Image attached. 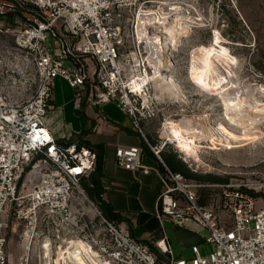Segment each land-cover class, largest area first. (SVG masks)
Instances as JSON below:
<instances>
[{"label": "rangeland", "instance_id": "rangeland-1", "mask_svg": "<svg viewBox=\"0 0 264 264\" xmlns=\"http://www.w3.org/2000/svg\"><path fill=\"white\" fill-rule=\"evenodd\" d=\"M155 16L163 18V24L149 23ZM24 18L32 19L28 15ZM163 34L166 37L161 43L157 36ZM3 38L4 49L12 50L15 39ZM167 42L171 49L163 51L161 44ZM196 50L220 56L222 64L217 69L222 73L217 76L221 75L220 83L228 90L223 92L219 82L198 86L191 80L192 61L200 58ZM120 63L121 68L110 71L103 80L106 87L101 84L99 94L126 93L130 99L127 107L137 111L139 129L148 146L174 156L185 172L219 179L204 182L183 175L210 185L199 190L201 203L221 214L223 220L228 219L218 205L222 193L218 185L246 189L264 202V119L253 126L247 122L232 126L224 118L223 106L226 94L249 101L261 98L257 91L264 85V0H144L134 14ZM94 68L93 64L89 67L91 76ZM157 70L164 78H174L179 89L176 98L163 95L158 86L163 77H156ZM136 79L143 82L141 89L133 87ZM185 118L194 128H202V133L184 134L194 141L198 160L187 157L175 141L163 136L168 123ZM80 119L84 120L82 112ZM41 169L35 163L25 168L19 178L17 200L4 208L6 264H69L75 253L85 255L90 264V254L98 264H127L122 257L116 258L117 244L106 229L100 208L82 185L84 193L74 189L72 202L63 214L51 204L37 210L32 207L26 195L39 182ZM88 251L90 254L84 253Z\"/></svg>", "mask_w": 264, "mask_h": 264}, {"label": "built area", "instance_id": "built-area-1", "mask_svg": "<svg viewBox=\"0 0 264 264\" xmlns=\"http://www.w3.org/2000/svg\"><path fill=\"white\" fill-rule=\"evenodd\" d=\"M143 2L0 0V18L5 20L0 34L15 39L12 50L0 51V264L7 263L3 211L8 202L17 200L25 168L33 163L42 167L39 182L26 195L32 207L37 210L51 204L63 214L72 202L73 190L84 193L81 181L96 167V152L79 138L59 143L46 126L55 79L66 80L76 91L89 87L95 105L116 102L144 137L137 111L127 107L130 99L126 93L99 94L100 85L106 87L103 80L108 73L121 68L120 51L125 38L131 36L134 14ZM26 15L32 17L28 22L22 20ZM88 60L95 66L92 76ZM150 148L159 157L161 149ZM115 155L117 165L125 170L159 173L143 163L140 147H119ZM77 168L80 173H75ZM161 180L157 218L162 228L165 220L176 226L196 221L209 232L206 243L211 246L205 256L195 246L192 259L180 261L171 256L163 264H264V202L246 189L218 185L222 188L218 205L228 216L223 220L221 214L200 204L199 190L210 188L207 183L188 180L168 168ZM100 215L117 244L116 258L122 257L127 264H161L149 247L136 243ZM158 247L171 255L166 235Z\"/></svg>", "mask_w": 264, "mask_h": 264}, {"label": "crops", "instance_id": "crops-1", "mask_svg": "<svg viewBox=\"0 0 264 264\" xmlns=\"http://www.w3.org/2000/svg\"><path fill=\"white\" fill-rule=\"evenodd\" d=\"M0 18V26L4 25ZM25 22H28L24 18ZM0 34V50L7 47ZM9 36V35H7ZM93 64L88 60L89 67ZM94 65V64H93ZM69 83L57 78L54 80V98L46 117V126L59 143L83 140L94 146H103L105 151L102 199L111 212L118 226L133 241L153 249L160 261L190 260L193 258L192 247L198 246L205 256L210 251L206 243L209 232L196 221L185 226H176L165 220L163 228L157 218V200L163 190L161 173L166 168L182 169L179 161L167 153L153 161L156 165L146 164L159 171L149 174L133 172L119 167L116 163V149L119 147L143 148L145 138L134 126L130 115L116 102L95 105L89 98V87L74 90ZM80 112L84 120L80 119ZM145 160L149 161L145 158ZM152 162V160L150 161ZM171 255L158 247L164 236Z\"/></svg>", "mask_w": 264, "mask_h": 264}, {"label": "bare ground", "instance_id": "bare-ground-1", "mask_svg": "<svg viewBox=\"0 0 264 264\" xmlns=\"http://www.w3.org/2000/svg\"><path fill=\"white\" fill-rule=\"evenodd\" d=\"M175 10L176 9H174V11ZM141 12H142V10H141ZM158 19L159 18L155 16L154 19L150 20L149 23L163 24V22H161L163 20V18H160V20H158ZM176 33H177V31H176ZM169 36L167 34V38H166L167 41L169 39ZM158 37L160 38V39H158L159 42L162 43V38L166 37V34H163L161 36H157V38ZM173 39H175V38H173ZM170 45H171L170 42H167L166 45L161 44V46L164 49L163 51H165V49L167 47H169L168 49H171ZM196 52L200 55V58H199V61H196L195 59L192 61V65H191L190 71H189V75H190L191 80L195 84H197L198 86H204V85H208V84L213 85V84L218 83V82L220 83V81H221L220 76L221 75L217 76L218 73H220V74L222 73L221 69H217V68H221L220 64H222L220 56H218L217 54L212 53L210 51L204 52V51L196 50L195 54H196ZM137 59H138V57H137ZM132 60H134V59H132ZM155 74H156V77H160V76L163 77V80L158 83V86H159L160 90L162 91L163 95L176 98V96L179 92V89H178V85H177L176 81L174 80V78L173 77L168 78L167 76H165L167 78H164V75L161 72H159L158 70L156 71ZM142 83H141V80L136 79V80H133L132 85H133V87H136V89H141ZM225 87H228V86H226V85L224 86L223 83H220L219 88L223 92L228 90ZM257 93L261 96V98L253 97V101H254L253 104L254 105H251L252 104L251 102H253V101L246 100L245 98H243L244 100L239 99L240 96L238 99L236 97H233V98L229 97L228 98L229 94H226L227 98L223 97V100H224V102H223L224 118L226 119V121H228L232 126L234 125L236 127H240V126H244V125H238V123H240V122H247L248 124L250 123V125L253 126V125H257L259 121L263 120L264 119V85L262 87H260V89L257 91ZM242 97H244V96H241V98ZM230 112H232L231 113L232 115L230 114ZM202 121H203V119H202ZM192 123L193 122L188 118L181 120L179 123H168L165 126V131L163 133V136L168 140L175 141L177 143L178 147L181 148L180 151L182 150V152L187 157L193 158V159L195 158V160H198L199 158H198L197 152H195V150L193 149V146L195 145L194 141L188 139L184 135V134L202 133L201 132L202 128L201 127L200 128H194ZM77 169H79V168H77ZM80 172H81V169H79V171H75V173H80ZM84 253L90 254L89 251L84 252ZM84 256L81 253L73 254V258L70 260L69 264H90L89 260H87ZM89 257H90L89 259H93L91 264H98L97 261L92 257L91 254Z\"/></svg>", "mask_w": 264, "mask_h": 264}, {"label": "trees", "instance_id": "trees-1", "mask_svg": "<svg viewBox=\"0 0 264 264\" xmlns=\"http://www.w3.org/2000/svg\"><path fill=\"white\" fill-rule=\"evenodd\" d=\"M80 143L84 146H87L97 154V161H96V167L95 170L90 174L89 177H85L81 181V185L83 189L87 192L89 197H91L98 207L100 208L102 215L104 218H106L108 221L115 223V220L113 219L110 210L108 209L107 205L104 203L102 199V194L104 192V187L102 185V178L104 176V164H105V151L103 146H94L91 145L89 142H86L83 140V137L79 138ZM150 159L149 161L145 160ZM142 160L143 163L146 164H153L156 165L153 161L156 160L155 154L152 152L150 147L148 146L147 143H144L143 148H142ZM152 160V162H150ZM174 172H179L182 173L186 178L192 179V180H197V181H212V182H217L219 179H213L210 176H201V175H196L188 172H185L183 170H179L175 167H170ZM163 173L165 172L164 169ZM251 193V192H250ZM252 194V193H251ZM202 206H206L205 203H201ZM153 251V249L151 248Z\"/></svg>", "mask_w": 264, "mask_h": 264}, {"label": "snow or ice", "instance_id": "snow-or-ice-1", "mask_svg": "<svg viewBox=\"0 0 264 264\" xmlns=\"http://www.w3.org/2000/svg\"><path fill=\"white\" fill-rule=\"evenodd\" d=\"M76 171H79V169H77Z\"/></svg>", "mask_w": 264, "mask_h": 264}]
</instances>
